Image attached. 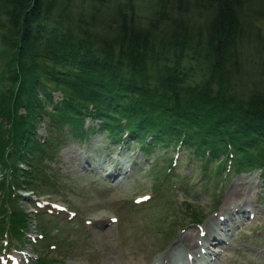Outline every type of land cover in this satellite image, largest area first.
Returning <instances> with one entry per match:
<instances>
[{
  "label": "trees",
  "instance_id": "trees-1",
  "mask_svg": "<svg viewBox=\"0 0 264 264\" xmlns=\"http://www.w3.org/2000/svg\"><path fill=\"white\" fill-rule=\"evenodd\" d=\"M140 1L0 0V163L15 174L4 176L10 200L27 176L20 161L47 185L46 150L84 137L86 121L117 142L174 141L205 176L218 177L231 161L233 171L258 169L264 179V34L256 25L264 0ZM76 2H88L103 23L112 17L107 40L87 37L71 15ZM42 116L48 133L64 134L47 138L45 152L43 138L32 136ZM215 158L221 163L212 168ZM5 206L14 216L0 220V234L12 225L20 240L27 217ZM46 263V256L37 262Z\"/></svg>",
  "mask_w": 264,
  "mask_h": 264
},
{
  "label": "rangeland",
  "instance_id": "rangeland-1",
  "mask_svg": "<svg viewBox=\"0 0 264 264\" xmlns=\"http://www.w3.org/2000/svg\"><path fill=\"white\" fill-rule=\"evenodd\" d=\"M140 3L144 6L148 0ZM75 5L71 15L79 19L87 37L95 42L107 40L105 34L110 26H115L112 17L103 23L102 14L94 13L88 2ZM257 5L264 10V2ZM136 10L140 16L144 14L143 10ZM204 21L203 16L199 20L195 18V28ZM256 25L264 34V19L256 20ZM60 98L61 94L55 95L54 102ZM44 107L46 111L53 109L50 102H45ZM18 114L26 116V109L20 107ZM47 121L45 116L40 117L35 124L36 133L32 135L36 139L43 138L42 152H45L47 138L64 135L48 133ZM85 123L84 137L70 136L62 140L60 147L46 150L49 159L44 160V164L50 171L46 176L47 185L42 179L33 181L34 174L20 161L19 166L26 170L27 176L21 181V187H17L13 201L8 198V182L4 176L6 170L15 174L9 169L10 164L0 163V182H6L4 192L0 191V211L2 208L6 212L1 211L0 215L6 214L0 220L9 223L8 218L14 216L8 207L4 209V204L9 202L12 209L20 208L27 217V235L20 238V245L14 241L18 236L12 231V225L9 231L1 232L0 264H18L16 261L21 254L10 248H19L22 244L26 259H21L19 264H37L43 256L48 258L49 264H153L187 231L197 234L198 230H204L206 233L208 222L224 217L226 196L235 188L250 204L244 205L245 211L225 224L223 228L228 232L221 234L222 243H213L207 238L212 249L211 264H264V181L258 171L252 175L241 174L233 171L232 166L224 165L218 177L205 176V171L201 172L202 164L192 159V151L176 149L174 141L168 147L127 143L125 139L116 144L114 136L98 133V121ZM216 162L221 163L215 158L209 166L213 168ZM115 167L128 175L124 176L122 184L106 178V173L114 172ZM10 180L15 184L12 178ZM28 180L34 183L28 185ZM150 196L153 198L149 199ZM241 198L238 203H242ZM46 200L56 207L63 205L65 210L58 216L55 212L49 213L53 208ZM247 212H253L255 219H250ZM27 237L32 238L31 243L26 241ZM7 238L10 239L8 244ZM200 243L201 239L197 240V246Z\"/></svg>",
  "mask_w": 264,
  "mask_h": 264
},
{
  "label": "bare ground",
  "instance_id": "bare-ground-1",
  "mask_svg": "<svg viewBox=\"0 0 264 264\" xmlns=\"http://www.w3.org/2000/svg\"><path fill=\"white\" fill-rule=\"evenodd\" d=\"M87 163V161H86ZM122 163V161H121ZM91 167V166H90ZM120 169L118 167H115L114 172L106 173V178L114 181L115 179L118 180V184L123 183L124 176H128L126 173H120ZM256 171L248 170L245 171L246 174L252 175L253 173H256ZM123 172V170H122ZM241 173V174H245ZM257 174L259 175L260 172L258 171ZM250 180H247L249 182ZM251 182V181H250ZM242 192L237 190V188L232 189L229 191L228 195L225 199V210L224 214L222 216L216 219L215 222H208L206 224L207 226V232L205 233L204 238H200L199 233L200 230L197 231V234L193 230H189L186 233L183 234V236H180L176 244L173 246V248L168 251L165 254H162L159 258H157L153 264H211V260L209 257L212 255V249L209 248L210 242L207 239L210 237L211 241L213 243L220 244L222 243V238L220 237L221 234L226 235L228 230L224 229L226 225H228V221H232V217L237 215H241L242 212H244V205L250 204L248 200H243L242 198ZM238 198L242 200V203H238ZM234 201V202H232ZM232 204V205H231ZM239 204V205H236ZM227 205V206H226ZM232 206V208H230ZM247 209V208H246ZM250 214V212H247ZM96 220H100L98 217H96ZM224 218V219H223ZM226 224V225H225ZM218 227V231H215V228ZM196 234V235H195ZM199 246H197V240H200ZM216 244V245H217ZM195 247L198 248V250H195ZM201 249H206L205 254L201 253ZM195 250V251H194ZM193 251V253H192ZM188 255H191L194 259L191 263L189 262V259L187 258ZM21 259H26V256L22 254L21 257L17 259V263L21 261Z\"/></svg>",
  "mask_w": 264,
  "mask_h": 264
}]
</instances>
